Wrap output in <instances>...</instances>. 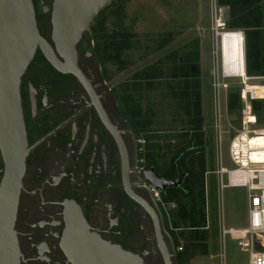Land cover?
Wrapping results in <instances>:
<instances>
[{"label": "flooded vegetation", "instance_id": "1", "mask_svg": "<svg viewBox=\"0 0 264 264\" xmlns=\"http://www.w3.org/2000/svg\"><path fill=\"white\" fill-rule=\"evenodd\" d=\"M32 1L36 19L40 12L48 13L50 23L53 0ZM39 32L52 44L51 28ZM76 50L90 89L56 70L40 50L21 78L28 153L15 221L20 264H72L60 246L68 213L64 202L76 205L89 230L103 240L140 254L147 264L163 263L152 218L127 189L156 212L173 262L177 253L165 214L170 202L161 194L182 188L187 175L179 165L182 153L172 167L173 148L169 162L146 149L153 147L152 136L146 131L148 139L138 138L134 118L121 104L119 83L103 77L92 37L85 32ZM176 162L185 173L181 185L156 188L154 175L177 182ZM2 169L0 157V177Z\"/></svg>", "mask_w": 264, "mask_h": 264}, {"label": "rangeland", "instance_id": "2", "mask_svg": "<svg viewBox=\"0 0 264 264\" xmlns=\"http://www.w3.org/2000/svg\"><path fill=\"white\" fill-rule=\"evenodd\" d=\"M259 4L264 10V0ZM232 19L233 5L227 0H115L103 14V27L107 33L134 35L130 39L131 47L122 53L127 64L119 70L117 63H108L106 67L113 75L110 84L118 82L120 94L121 85H124L133 94V103L140 107V116L148 114L144 128L152 136L153 147L149 149L155 151L158 158L169 162L171 148L177 143H185L190 136L205 143L204 152L193 150L185 163L193 173L191 184L194 192L198 189L200 172L204 171L205 226L196 229L197 237L193 238L192 228L178 216L177 205H166V228L168 233L169 230L174 233L178 243L176 251L184 264L249 263L248 253L240 250L236 240L229 235L222 239L220 235L221 220L226 228L247 226L248 201L243 187L226 188L222 194L218 190L215 175L219 155L218 124L222 127V163L229 168L228 143L240 129V96L245 89L244 84L249 91L250 85H262L260 93L263 94L264 75L249 76L251 78L246 83L238 76L220 77L226 88L220 90L217 99L219 40H216L215 33L234 30L243 33V29H233ZM37 20L39 29L48 33L51 28L49 14L40 12ZM215 20L224 27L217 28ZM262 22L264 27V18ZM243 39L245 41L244 33ZM195 51L198 54L199 78H185L180 71L182 59ZM135 81L140 82V89L133 91L131 84ZM196 81H199V86H196ZM197 92L200 114L196 113L193 105ZM237 92L239 97L235 107L229 108V94ZM253 100L263 101L264 97H254ZM121 104L125 105L122 100ZM255 121L253 128L264 125L263 120L255 118ZM138 132V138L143 140V132ZM181 201L187 208L188 198L181 197ZM150 264L163 263L158 260Z\"/></svg>", "mask_w": 264, "mask_h": 264}, {"label": "water", "instance_id": "3", "mask_svg": "<svg viewBox=\"0 0 264 264\" xmlns=\"http://www.w3.org/2000/svg\"><path fill=\"white\" fill-rule=\"evenodd\" d=\"M113 0H53L50 10L52 44L39 32L32 0H0V264H20L15 221L25 158L28 153L22 117L20 83L37 50L58 71L74 75L90 89L77 64L76 46L99 14ZM177 182L159 179V189L179 187L185 173L176 162ZM151 216L156 249L163 264H173L174 253L164 239L156 212L128 190ZM68 211L60 246L72 264H147L143 256L103 240L89 230L79 208L63 203ZM148 253L143 251V255Z\"/></svg>", "mask_w": 264, "mask_h": 264}, {"label": "trees", "instance_id": "4", "mask_svg": "<svg viewBox=\"0 0 264 264\" xmlns=\"http://www.w3.org/2000/svg\"><path fill=\"white\" fill-rule=\"evenodd\" d=\"M233 5V19L232 27L233 29H243L245 38V72L248 76H261L264 75V27L263 18L264 10L260 6L261 0H227ZM115 0L112 1L111 5H114ZM108 6L107 8H109ZM106 8V9H107ZM105 9V10H106ZM103 10L99 16L96 18L94 23L89 27L86 33L94 40L95 53L98 62L102 65V74L105 79H110L112 73L106 67L108 63H117V70L122 69L127 64L125 59H122V53L131 47V37L134 36L131 33H107L103 21ZM234 32H238L234 30ZM198 54L197 52H190L182 59V69L180 67L181 74L183 77H193L194 79L199 78V67H198ZM152 75H155L152 72ZM135 84H131L133 91L140 89V82L135 81ZM196 86H199V81H196ZM251 91L257 96L262 95L260 92L262 90V85H250ZM253 87V89H252ZM133 94L131 91H127L124 85H121L120 98L125 103L126 111H129L134 118V127L136 131L143 132V136L148 139L149 136L146 134L144 128L145 118L148 114L140 116V107L134 104L132 101ZM239 94L230 93L228 97V107H235V102L238 99ZM252 109L256 116V119L264 121V100H253ZM194 109L197 114H200L199 107V93L197 92L193 101ZM148 113V112H147ZM198 144H197V141ZM205 143L200 138L190 136L185 143L175 144L172 148L174 149V154L171 157V166L174 167V160L178 157L180 153L182 156L179 160V165L182 167L183 171L187 172L186 178L183 181L182 188H175L167 193L161 194L162 200L165 202L174 203L177 205V214L181 219H185L192 232L193 238L197 237V228L205 226V208H204V190H203V169L200 172L198 189L193 190L191 179L192 171L189 165L186 166V158L189 153L193 150L198 149L200 153L204 152ZM150 148L149 146L146 149ZM173 189V188H171ZM181 197L188 198V207L186 208L185 203H182ZM170 236L174 240L175 247H177V240H175V235L172 230H169ZM177 255L173 259V264H184L182 257L179 256V252L176 251Z\"/></svg>", "mask_w": 264, "mask_h": 264}, {"label": "built area", "instance_id": "5", "mask_svg": "<svg viewBox=\"0 0 264 264\" xmlns=\"http://www.w3.org/2000/svg\"><path fill=\"white\" fill-rule=\"evenodd\" d=\"M215 22L217 28L221 29L224 27V24L220 23L219 20H215ZM215 34L216 40H219V63L218 59L216 60L219 70L217 73V99H219L220 90L226 88V84L220 82V77L225 79L233 76L228 72H224L223 57L220 49L223 31H216ZM242 49L245 77H239L246 83L251 77L245 72L244 39L242 41ZM244 86L245 89L240 96L242 100L240 129L230 138L228 143V158L231 164L229 168L225 167L222 163V127L220 123L218 124L219 155L215 175L218 190L221 194L226 188L243 187L246 189L248 222L247 226L243 228H226L221 220L219 224L220 235L222 239L226 235H229L237 241L240 250L248 253V264H264V125L259 128L252 127L256 123V116L253 114L251 107V99L254 97H264V93L257 96L252 91L246 90V84ZM218 112H220L219 105ZM218 117L220 119L219 114ZM223 132L225 134V131Z\"/></svg>", "mask_w": 264, "mask_h": 264}, {"label": "bare ground", "instance_id": "6", "mask_svg": "<svg viewBox=\"0 0 264 264\" xmlns=\"http://www.w3.org/2000/svg\"><path fill=\"white\" fill-rule=\"evenodd\" d=\"M242 41L241 32H223L222 34L221 55L223 57L224 72H228L233 77L244 76Z\"/></svg>", "mask_w": 264, "mask_h": 264}]
</instances>
